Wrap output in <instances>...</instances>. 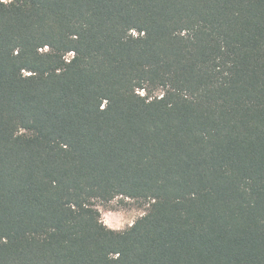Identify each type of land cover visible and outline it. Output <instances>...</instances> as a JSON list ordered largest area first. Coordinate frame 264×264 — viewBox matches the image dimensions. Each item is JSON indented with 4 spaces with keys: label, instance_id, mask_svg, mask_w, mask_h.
I'll list each match as a JSON object with an SVG mask.
<instances>
[{
    "label": "trees",
    "instance_id": "trees-1",
    "mask_svg": "<svg viewBox=\"0 0 264 264\" xmlns=\"http://www.w3.org/2000/svg\"><path fill=\"white\" fill-rule=\"evenodd\" d=\"M0 264H264V0H0Z\"/></svg>",
    "mask_w": 264,
    "mask_h": 264
},
{
    "label": "rangeland",
    "instance_id": "rangeland-1",
    "mask_svg": "<svg viewBox=\"0 0 264 264\" xmlns=\"http://www.w3.org/2000/svg\"><path fill=\"white\" fill-rule=\"evenodd\" d=\"M98 208L106 225L124 230L145 214L149 207L144 202L119 196L109 202H99Z\"/></svg>",
    "mask_w": 264,
    "mask_h": 264
}]
</instances>
